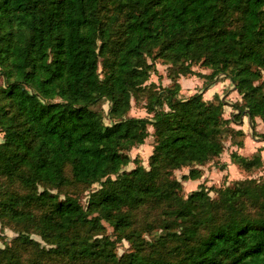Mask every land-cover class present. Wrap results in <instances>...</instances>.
I'll use <instances>...</instances> for the list:
<instances>
[{"label": "trees", "instance_id": "obj_1", "mask_svg": "<svg viewBox=\"0 0 264 264\" xmlns=\"http://www.w3.org/2000/svg\"><path fill=\"white\" fill-rule=\"evenodd\" d=\"M159 58L171 68L162 88L146 84ZM195 64L211 72L196 73ZM186 75L202 76L203 88L229 79L242 99L237 115L256 136V119L264 124V0H0V221L19 233L13 245L84 264H264V180L214 190L202 182L184 195L174 177L187 168L182 180L199 179L226 133L244 136L224 118L218 95L180 98L178 77ZM142 87L150 116H130ZM105 100L108 122L95 107ZM149 135L145 168L129 151ZM261 151L231 159L250 170L264 166ZM96 183L84 206L78 189ZM140 209L158 215L163 234L153 241L136 227ZM101 221L114 240L95 238ZM31 230L48 249L22 234ZM0 264L45 262H23L6 246Z\"/></svg>", "mask_w": 264, "mask_h": 264}, {"label": "rangeland", "instance_id": "obj_2", "mask_svg": "<svg viewBox=\"0 0 264 264\" xmlns=\"http://www.w3.org/2000/svg\"><path fill=\"white\" fill-rule=\"evenodd\" d=\"M150 61V60H149ZM154 71L151 73L148 81L146 82L147 85L150 83H154L155 87L158 86L160 88L169 86L171 84V80L168 78V74L170 71V65L165 63L162 59H156L154 61ZM192 69L194 72L199 74H208L211 72L210 69H207L203 66L198 64L193 65ZM99 72L102 76V63L99 62ZM178 82L181 85V90L179 93L180 98L185 99L188 96L195 94L197 92H201L202 90L206 93L210 87V85H216L217 91H213L215 93H206L203 98L205 100H212L213 94L218 95L221 100H224V111L223 116L224 118H232L234 121L230 123V127L233 130H241L244 133V136H239L234 133H226L224 136V150L218 156L217 159H213L212 162L207 163L203 166V174L199 179L196 180H182L183 173L188 171L187 168L182 170H176L174 172V177L177 178L182 183V193L184 195L189 194L191 191L197 190L199 185L206 184V186H213L212 190L218 186H226L229 182L234 180H243V179H256V180H264V166L253 167L250 170L244 169L242 166L235 164L231 159V152L237 151L239 154L243 156H247L251 158L255 155L259 150L264 148V124L262 122L255 123V130L256 136L252 133L251 126L248 121V117L242 113L241 115H237L236 107L242 104L241 96L238 92L234 89L233 84L229 79H225L222 75L218 76L215 81H213L208 88H203L204 78L202 76L196 75H186V76H179ZM229 89L230 87H232ZM147 87H142L141 90L137 93V95L132 98L131 100V110L129 112L130 116L133 117H147L150 116L147 114L144 104L147 102L148 96ZM218 92V93H216ZM97 109L101 108L104 116H106V112L109 108V102L103 101L101 105L95 106ZM108 117H105V122H108ZM152 128L149 127V131L151 134ZM263 134V135H262ZM2 133L0 132V143L2 142ZM242 140L243 147H237L235 144L236 142ZM153 146V137L149 135L142 145L132 148L129 151V155L132 160L137 159L138 164L142 165L145 168H148V157L152 152ZM261 156L264 158V151H261ZM137 164L136 161L131 162L126 166L124 169L130 170ZM222 166V167H220ZM215 167V168H214ZM99 187V184H93L90 187L82 188L81 190L78 189L77 194L79 196L80 202L85 206L88 201L89 192H92L96 188ZM13 191L18 192L20 194L25 193L28 194L29 192L22 188H16ZM68 192L76 193V190L67 189ZM64 192H62L63 194ZM211 197H214L215 194L213 191H210L209 194ZM27 210H32L36 214L39 212L36 211L35 206L29 207ZM136 216V227L143 229L147 228V232L142 234V238L147 240L148 242L153 241L156 239L160 234H163L161 229H158L154 225V219L157 218L154 213H149L144 209H140L134 212ZM159 218V217H158ZM103 229L100 231L99 234L95 235V238L107 237L109 239H115L116 235L114 233L113 228L106 223L105 221H101ZM14 226L11 224H3L0 221V249H5L6 246H10L12 250L17 252L20 259L23 262L28 260L40 258L45 262V264H84V263H77V262H70L65 258L56 257L50 258L45 256L42 252H38L35 247H20L18 243L13 245L14 239L18 236V232L15 231L13 228ZM22 234L29 235V239L38 243L40 248L44 247L48 249L49 247L46 245L45 241L32 230L30 232L23 231ZM120 245V244H119ZM118 245V246H119ZM127 246V243H123V245L118 247V253H122V251ZM35 248V249H34Z\"/></svg>", "mask_w": 264, "mask_h": 264}, {"label": "crops", "instance_id": "obj_3", "mask_svg": "<svg viewBox=\"0 0 264 264\" xmlns=\"http://www.w3.org/2000/svg\"><path fill=\"white\" fill-rule=\"evenodd\" d=\"M231 88H233V86L232 87H230L229 89H231ZM217 89L218 88H216V85H210V87H209V89H208V91L206 92V93H210V95H212V93H215V92H213V91H217ZM206 93H204V95L206 94ZM216 93H218V92H216ZM213 96H214V94H213ZM258 122H261L259 119H256V123H258ZM241 155V154H240ZM215 168V167H214Z\"/></svg>", "mask_w": 264, "mask_h": 264}]
</instances>
